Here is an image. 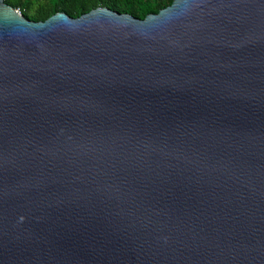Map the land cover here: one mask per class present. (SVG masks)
<instances>
[{"label": "water", "instance_id": "obj_1", "mask_svg": "<svg viewBox=\"0 0 264 264\" xmlns=\"http://www.w3.org/2000/svg\"><path fill=\"white\" fill-rule=\"evenodd\" d=\"M0 264H264V0H0Z\"/></svg>", "mask_w": 264, "mask_h": 264}, {"label": "trees", "instance_id": "obj_2", "mask_svg": "<svg viewBox=\"0 0 264 264\" xmlns=\"http://www.w3.org/2000/svg\"><path fill=\"white\" fill-rule=\"evenodd\" d=\"M29 20L41 21L54 13L65 12L78 17L98 7L128 13L143 19L170 5L173 0H4Z\"/></svg>", "mask_w": 264, "mask_h": 264}, {"label": "built area", "instance_id": "obj_3", "mask_svg": "<svg viewBox=\"0 0 264 264\" xmlns=\"http://www.w3.org/2000/svg\"><path fill=\"white\" fill-rule=\"evenodd\" d=\"M18 12H20L19 10H17Z\"/></svg>", "mask_w": 264, "mask_h": 264}]
</instances>
